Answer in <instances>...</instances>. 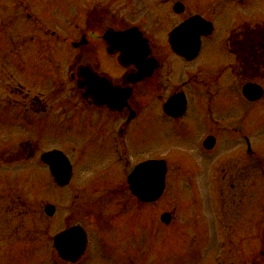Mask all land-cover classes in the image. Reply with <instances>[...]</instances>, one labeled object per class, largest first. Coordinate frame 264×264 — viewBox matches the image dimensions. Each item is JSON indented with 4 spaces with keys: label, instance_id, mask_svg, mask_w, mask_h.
I'll return each mask as SVG.
<instances>
[{
    "label": "flooded vegetation",
    "instance_id": "af4514ba",
    "mask_svg": "<svg viewBox=\"0 0 264 264\" xmlns=\"http://www.w3.org/2000/svg\"><path fill=\"white\" fill-rule=\"evenodd\" d=\"M137 1L66 0L64 26H52L37 16L42 0H0V149L6 152L0 162L9 147H18L11 155L17 160L35 158L36 140H23V135L47 131L52 116L54 121L64 119L69 128L80 121L88 133L96 131L99 153L85 151L87 162L80 169L69 156L76 179L67 188L74 192V203L64 213L57 208L51 218L62 224L52 235L51 249L66 264H79L89 253L97 258L110 235L126 232L133 246L128 259H137L135 230L142 221L143 229L150 230L145 219L151 218L152 204L137 203L128 178L149 160H165L167 177H198L208 168L213 175V216L224 233L217 245L224 264H264V119L253 124L258 131L248 132L249 111L264 104V0H157L164 5L159 13H168L167 20L152 27L161 31L162 42L142 24L152 18L149 4L145 15L132 19ZM193 16L204 23L198 26L196 57L186 58L173 51L168 35ZM129 30L147 39L148 49L142 52L139 45L138 63L128 59L117 36ZM107 32L113 34L116 48H110ZM142 120L148 130L165 127V135L156 155L137 161L128 130ZM17 131L23 132L20 139ZM173 158H185L191 165L173 172ZM83 175L91 183L80 191L75 183ZM98 192L108 200H123L89 203L96 196L89 194ZM8 207L15 214L21 206ZM172 211L177 216L178 208ZM5 214L0 213V233ZM141 215L144 219H138ZM74 226L86 234L84 252L79 259H62L56 238ZM19 243L13 241L7 249L1 245L0 256H13L14 249L19 253Z\"/></svg>",
    "mask_w": 264,
    "mask_h": 264
},
{
    "label": "rangeland",
    "instance_id": "374dc122",
    "mask_svg": "<svg viewBox=\"0 0 264 264\" xmlns=\"http://www.w3.org/2000/svg\"><path fill=\"white\" fill-rule=\"evenodd\" d=\"M56 1L42 0L40 13H37V16L42 23L52 26H58L59 23H62L61 25L64 26L66 21L64 20L65 13L67 11L66 0H59L58 5L54 7L53 3ZM146 4L151 6L152 18L143 21L142 24L144 27H148L156 41L162 42L161 31L158 32L152 27L156 25V22L167 20L168 13H159L164 10V5L159 4L157 0H138L136 4L132 5L134 9L132 19L138 21L140 16L147 13ZM79 7L80 5H78ZM24 82L26 84L27 81L24 79ZM30 86L35 92L40 91V87ZM248 115V132L252 134L254 131H258L253 124H259L260 118L264 119V104L254 107V109L249 111ZM53 117H51L52 121H48L45 124L47 131H32L28 135H23V132L17 131L20 134L17 136L19 139L23 135V140H27V138L31 139L32 142L36 140L35 142L39 149L36 151L35 158L26 160V162L17 160L11 155L18 153V147L15 150H10L11 147H9V154H7L3 162H0V206L9 203L5 202V197L9 201L10 198L20 195L25 200V203L28 204L27 207L30 208L32 206V208L34 207L35 210H38V216L30 212V215L24 218V215L21 217L19 212L12 213L11 208L8 206L0 208V213H6L5 224L0 233V246L10 245L12 248L13 238L21 242L25 240L26 242H24L28 245V247L26 245L19 246V253L14 249L13 256L6 258L5 261L0 258L1 264H64L56 256L53 257L48 242L52 241V235L62 224L59 220L57 222L49 221L44 213V206L47 203H54L64 213L67 207H71L74 203L75 195L71 188H59L55 185L53 178L49 174L48 167L40 162L38 156L43 150L60 149L68 156L71 154L77 169H80L87 162L85 151L87 153H99L100 143L96 131L88 133L87 128L89 127L82 122L79 121L74 127L69 128L66 121L61 122L64 119L54 121ZM151 128L153 129L148 130L146 122L142 120L134 123L128 130V139L136 154L137 161L144 160L159 152L157 146L161 144L159 139L165 135L163 131L165 127L156 125ZM26 135L27 137H25ZM225 137L231 138L232 135L226 133ZM71 138H73L72 142ZM13 145H16V143L14 142V144L9 146ZM3 150L4 148L0 149V154L6 153ZM173 153L175 155L178 154V152ZM170 162L173 172H182L191 165L185 158H173ZM179 166L180 168H178ZM178 177L179 175L177 174L169 177L168 188L163 198L154 203L149 209L151 218L147 217L145 221L150 223V230L143 229L144 221L140 222L137 231L135 230L136 249L135 247L134 249L137 252V259L135 255L132 256L133 259L131 261L128 259V250L132 245L129 243L131 237L126 232L125 235L119 234V237L110 235L109 243L104 244L100 255L95 258L92 253H89L82 264H214L213 258L220 252V248L217 245L223 239L224 233L213 216L212 172L206 168L198 177L195 176L188 179H178ZM90 181V178L83 175L81 181L77 179L75 184L80 186L78 190L84 191L85 187L81 189L82 185L88 186L91 183ZM116 181L119 182L120 178H116ZM90 195L96 196L90 197L89 203L104 202L115 204L123 200L121 198L115 199L114 197L108 200L106 194L102 195L100 192L90 193ZM81 200L82 197L77 201L78 205L81 204ZM178 205L181 206L179 208L181 212L180 214L177 213L178 216L175 218L176 221L174 220L171 224L172 226L170 225V228L160 227L159 224L162 225L159 218L161 212L166 208H175ZM182 206L184 207L182 208ZM196 209L199 210L201 221L197 220L198 224H191V219H195L193 212ZM139 215L140 213H138ZM39 218L40 223L38 221ZM140 219H144L143 215H141ZM121 221L120 223L123 225L125 220ZM199 227L201 232L196 233L195 236L201 237V240L197 238L191 243L190 239L195 233L194 230ZM33 229H37L38 233L31 239L26 234H28V230L31 233ZM121 229H124V226H121ZM91 231L92 235H94V230ZM252 231L255 234V231ZM248 235L251 234L249 233ZM105 238L106 236H104ZM51 257L53 260L50 259Z\"/></svg>",
    "mask_w": 264,
    "mask_h": 264
},
{
    "label": "water",
    "instance_id": "95a60500",
    "mask_svg": "<svg viewBox=\"0 0 264 264\" xmlns=\"http://www.w3.org/2000/svg\"><path fill=\"white\" fill-rule=\"evenodd\" d=\"M193 22L194 20L192 19L189 22H187L184 26H182L181 28H178L177 30L173 32L172 38L173 37L174 38L172 42L174 44V47L178 48L179 51H181V53L185 52V51H182L184 44L185 45L189 44L190 46H192L193 49L195 48L196 38H198V35L196 36L194 34L193 25H190V24H193ZM183 37L185 38V40L182 39ZM45 158L47 162H49L51 165L53 164V170H54L53 172L57 178V181L62 184L66 183L69 175H68V168L66 165V161L64 160L63 156L58 152H52L50 154H47ZM156 165L160 166L161 171L154 176L150 175L151 169H155ZM143 168H144V171L149 172L148 174L151 177H149L148 179L147 176L145 175L140 176L136 184L133 183V188L136 194L139 196V198L143 200H154L158 196H160V194L164 190L165 167L164 165L161 166V164L151 162L147 165H144ZM53 210L54 208L51 205L47 206L46 208V211L48 212V214H51ZM163 219L165 221L169 220L168 214L164 215ZM76 232L77 231H74V230L70 231L67 235L64 236V238H67L69 237L68 236L69 234L71 236Z\"/></svg>",
    "mask_w": 264,
    "mask_h": 264
}]
</instances>
